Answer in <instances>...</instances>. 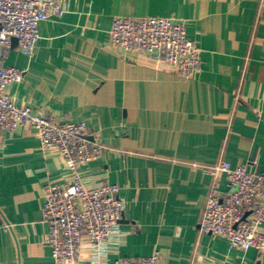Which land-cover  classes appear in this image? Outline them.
<instances>
[{"label":"crops","instance_id":"obj_1","mask_svg":"<svg viewBox=\"0 0 264 264\" xmlns=\"http://www.w3.org/2000/svg\"><path fill=\"white\" fill-rule=\"evenodd\" d=\"M43 20L34 55L17 41L3 60L24 70L7 90L20 106L84 122L108 146L80 169L88 186H120V233L106 261L160 252L168 264H264V253L201 233L222 160L264 173V0H61ZM116 16L181 20L202 49L201 69L182 77L144 53L109 46ZM60 156L32 128L0 130V264H60L46 244L48 180L70 181ZM85 243L80 264H101Z\"/></svg>","mask_w":264,"mask_h":264},{"label":"built area","instance_id":"obj_2","mask_svg":"<svg viewBox=\"0 0 264 264\" xmlns=\"http://www.w3.org/2000/svg\"><path fill=\"white\" fill-rule=\"evenodd\" d=\"M66 8L61 0H0V130L34 129L41 150L59 155L71 170L68 182L48 180L42 205L48 224L46 244L56 262L80 264L87 243L93 253L100 254L101 264H168L161 261L159 251L106 261V246L120 233L124 208L120 186L108 181L88 186L80 169L100 158L108 146L84 122L60 120L47 109L20 106L8 93V86L24 77V70L3 64L13 39L32 57L40 22L60 16ZM109 46L123 58L144 53L182 77L194 76L201 69V47L188 36L185 23L173 17L116 16ZM206 170L215 177L226 175L227 181L225 189L216 184L208 194L200 232L222 237L236 250L255 248L264 253V173L227 160L207 165Z\"/></svg>","mask_w":264,"mask_h":264},{"label":"water","instance_id":"obj_3","mask_svg":"<svg viewBox=\"0 0 264 264\" xmlns=\"http://www.w3.org/2000/svg\"><path fill=\"white\" fill-rule=\"evenodd\" d=\"M17 40L16 39H13V42H16Z\"/></svg>","mask_w":264,"mask_h":264}]
</instances>
